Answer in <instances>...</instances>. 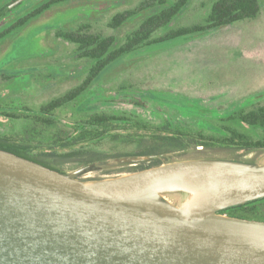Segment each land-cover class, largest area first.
Returning <instances> with one entry per match:
<instances>
[{"label": "water", "instance_id": "1", "mask_svg": "<svg viewBox=\"0 0 264 264\" xmlns=\"http://www.w3.org/2000/svg\"><path fill=\"white\" fill-rule=\"evenodd\" d=\"M78 172L0 151V264H264V222L219 214L264 198L261 165L190 159L90 186ZM189 184L202 207L157 195Z\"/></svg>", "mask_w": 264, "mask_h": 264}, {"label": "rangeland", "instance_id": "2", "mask_svg": "<svg viewBox=\"0 0 264 264\" xmlns=\"http://www.w3.org/2000/svg\"><path fill=\"white\" fill-rule=\"evenodd\" d=\"M8 1L0 0V8ZM42 1L28 0L21 4L13 12L15 15L9 14L0 20V31L19 17V12ZM141 1L70 0L53 7L25 29L13 32L0 43V74L7 73L0 77V105L19 112L24 108L31 113L79 84L91 62L78 58L74 45L55 38V30L75 31L84 24L89 27L85 32L112 36L120 44L151 11L117 30H110L107 22L115 13L135 8ZM212 1L191 0L170 28L203 23ZM163 32L165 30L158 35ZM129 93L142 96L150 107L166 103L185 115L205 117L223 115L253 104L264 106V0H260V12L252 20L191 40L182 38L174 44L136 51L120 59L101 73L78 101L56 112L55 119L61 123L60 127L72 125L73 131L75 123L86 113L126 109L123 100ZM134 111L144 117L150 116L145 110L134 108ZM0 131L15 134L21 132V125L0 116ZM190 159L234 160L261 165L264 153L197 148V151L168 156L163 163ZM132 164L136 163L120 159L84 168L70 164L59 167L65 174L80 171L75 176L77 181L93 183L127 175L120 171ZM169 198L176 203L175 197Z\"/></svg>", "mask_w": 264, "mask_h": 264}, {"label": "trees", "instance_id": "3", "mask_svg": "<svg viewBox=\"0 0 264 264\" xmlns=\"http://www.w3.org/2000/svg\"><path fill=\"white\" fill-rule=\"evenodd\" d=\"M69 1L48 0L18 19L9 30L18 29L53 6ZM190 1L142 0L135 8L115 14L107 23L110 30H116L151 11L125 35L120 44L112 36L85 32L89 27L84 24L75 31L57 32V37L75 46L78 58L90 61L91 65L79 85L56 99L44 102L35 114L7 112L1 108L0 116L18 122L21 132L8 134L0 131V151L61 174L65 172L59 166L68 164L87 167L110 160L152 157L120 171L130 174L159 166L168 156L197 151V148L230 153H264V106L260 104L218 116H189L166 103L150 107L142 96L129 93L123 100L126 109L86 113L75 123L73 131L72 125L60 127L61 123L55 119L56 112L78 101L98 76L120 59L136 51L174 44L182 38L191 40L252 20L260 12V0H213L203 23L170 28L172 21L183 13ZM161 30L165 32L158 35ZM6 34L0 33V39ZM134 108L145 110L150 116L144 117ZM219 214L264 222V198L228 208Z\"/></svg>", "mask_w": 264, "mask_h": 264}, {"label": "flooded vegetation", "instance_id": "4", "mask_svg": "<svg viewBox=\"0 0 264 264\" xmlns=\"http://www.w3.org/2000/svg\"><path fill=\"white\" fill-rule=\"evenodd\" d=\"M17 1L18 0H9L8 1V3H6L3 7H1L0 8V14L2 15V18L0 19V20H2V19H4V18H6L7 17V15H9V14H13V12L15 11V10H18V8L20 7V5L21 4H23L24 2H27L28 0H22V1H20V2H18L17 3ZM48 0H44V1H42V2H40L39 4H37V5H34V6H32V7H30L29 9H26V10H22L21 12H19V14H20V16L19 17H17L8 27H5L4 29H2L1 31H0V33H2V32H6V33H8V34H6L2 39H0V43H2L3 41H5L6 39H8L10 36H11V34L13 33V32H19V31H21V30H23V29H25L26 27H28L30 24H32L33 22H35V21H38L39 20V18L44 14V13H46L47 11H49L50 9H52L53 7H56V6H59V5H56V6H53L52 8H50L49 10H47V11H45V12H43L42 14H40L39 16H37L36 18H34V19H31V21L30 22H28L26 25H24V26H22V27H19L18 29H14V30H9V28L10 27H13V25L15 24V22L18 20V19H20V18H23V17H25L26 15H28L30 12H32L33 10H35L36 8H38L39 6H41L42 4H44L45 2H47ZM66 4V3H65ZM63 5V4H62ZM125 11V10H124ZM120 12H123V11H120ZM120 12H117V13H120ZM117 13H115V14H117ZM16 14V13H15ZM15 14H13V15H15ZM22 14V15H21ZM114 14V15H115ZM113 15V16H114ZM112 16V17H113ZM111 17V18H112ZM110 18V19H111ZM109 19V20H110ZM108 23V22H107ZM121 27V26H120ZM117 30V29H116ZM59 31H66V30H63V29H56L55 30V33H54V36H55V38H57V39H61V38H59V37H57V32H59ZM62 40V39H61ZM91 65V64H90ZM90 67V66H89ZM87 71H88V69H87ZM87 71L85 72V74L87 73ZM7 75V73L6 74H0V77H5ZM85 76V75H84ZM83 79H84V77H83ZM83 79L80 81V83L83 81ZM79 83V84H80ZM79 84H77V85H79ZM76 85V86H77ZM76 86H74V87H76ZM74 87H72L71 89H73ZM57 97H59V96H55V97H53V98H51V99H49L48 101H51V100H53V99H56ZM20 100V99H19ZM0 101H2V100H0ZM48 101H46V102H48ZM2 108V110L3 111H7V112H10V111H16V109H11V107H9V106H2V105H0V109ZM21 109H23V112H25V113H27L28 112V114L30 113V111L29 110H26V109H24V108H21ZM38 112V109L36 110V111H34V112H31L30 114H35V113H37Z\"/></svg>", "mask_w": 264, "mask_h": 264}, {"label": "bare ground", "instance_id": "5", "mask_svg": "<svg viewBox=\"0 0 264 264\" xmlns=\"http://www.w3.org/2000/svg\"><path fill=\"white\" fill-rule=\"evenodd\" d=\"M261 166L264 167V161L261 163ZM84 184L85 186H90L89 183ZM157 195L162 200L180 210L185 208H200L209 198V195L195 184L186 185L184 188L175 191H160ZM171 196L177 200L175 204L170 202L171 198L169 197Z\"/></svg>", "mask_w": 264, "mask_h": 264}]
</instances>
